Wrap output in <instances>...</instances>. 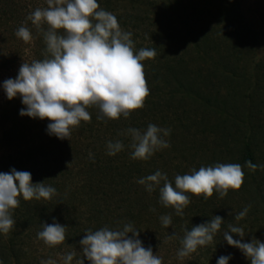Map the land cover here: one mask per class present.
Segmentation results:
<instances>
[{"label": "clouds", "instance_id": "obj_1", "mask_svg": "<svg viewBox=\"0 0 264 264\" xmlns=\"http://www.w3.org/2000/svg\"><path fill=\"white\" fill-rule=\"evenodd\" d=\"M27 19L43 35L47 55L42 60L23 63L15 78L0 85L9 100L21 98L25 106L20 110L21 116L48 119L51 121L47 125L48 134L63 140L70 139L73 128L79 127L82 121L91 122L89 108H98L97 119L104 121L128 119L133 111L145 106L150 88L143 62L155 58L157 52L154 48L137 51L133 33L123 30L118 17L102 8L98 0H47V7L35 9ZM43 25H47L46 30ZM16 36L25 43L33 40L31 29L26 25L18 28ZM171 132L170 128L149 124L144 130L129 127L121 134L131 137V159L148 161L158 151L171 147L166 139ZM124 150L121 140L107 143L109 156ZM89 156L94 162V154L90 152ZM246 166L253 171L264 169V165L251 161ZM244 178L242 165L217 163L176 175L174 184L161 170L136 182L150 194L159 189V202L183 216L191 203L188 193L203 195L204 199L217 193L222 199L229 190H240ZM56 195L55 187L44 182L34 183L28 171L12 168L8 173L0 172V234L7 235L16 225L13 210L20 206L21 197L25 201H40L52 200ZM250 209L248 205L235 219H244ZM160 220L165 228L172 226L171 215H163ZM223 222V217L215 215L205 223L192 226L191 230L185 226L178 258L183 260L212 244ZM67 228L54 218L52 224L43 223L37 238L54 248L65 242ZM85 233L79 241L83 257L76 264H85V259L90 264H163V258L154 254L151 246H144L140 230L132 223L115 228L105 225ZM233 234L239 238L235 239ZM246 235L243 227L229 225L223 239L239 249L251 264H264V242L255 238L244 242ZM76 255L75 251L67 252L60 260L63 264H73ZM232 259L231 254L222 255L217 264H229ZM41 264H58V261L50 257Z\"/></svg>", "mask_w": 264, "mask_h": 264}, {"label": "trees", "instance_id": "obj_2", "mask_svg": "<svg viewBox=\"0 0 264 264\" xmlns=\"http://www.w3.org/2000/svg\"><path fill=\"white\" fill-rule=\"evenodd\" d=\"M21 1L0 0V30L7 38L8 33L15 34L9 39L13 43V51L11 48L0 49V70L10 71L16 66L20 69L23 63L42 60L47 55L43 35L27 19L35 9L47 6L29 7L21 5ZM240 1L98 0L102 8L118 17L122 29L133 25L142 31L152 20L153 28L147 30L155 42L149 49L154 48L157 55L143 62L150 95L146 98L145 106L133 111L128 119L121 117L119 120L101 121L97 119L98 108H89L91 122L82 121L79 127L73 128L70 139L63 140L48 134L47 125L51 122L48 119L21 116L20 110L24 108L21 98L9 100L12 106L9 111L16 116H9L7 120L9 128L5 139L9 154L0 160V172L8 173L12 168L28 171L34 183L44 182L55 187L57 195L52 200L40 201L20 198V206L13 210L16 225L7 235L0 234L1 255L10 251L8 239L14 244L11 251L16 252L19 240L23 241L26 234L37 237L43 223L52 224L54 218L68 226L67 238L59 245L64 247L78 244L88 229L95 231L105 225L115 228L124 223L141 228L149 213L153 212L151 208L161 211L159 214L168 208L159 202V189L150 194L136 182L157 170L166 172L165 167L152 158L148 161L131 159V137L121 133L129 127L144 130L149 124H154L152 115L156 108L162 107L170 98L165 97V89L173 88L169 91L171 97L179 93H198L195 82H199L202 70H192L198 63L197 58L208 63L217 56L223 60L233 57L246 45H250L249 50H255L249 36H218V24L208 19L221 14L229 22L230 26L224 24L226 29L236 23L238 25L242 16ZM125 2L130 4L134 13L121 7ZM145 6H149L150 10L144 11ZM173 24L180 26L183 47L180 46L181 42L175 43ZM25 25L31 29L37 44L24 62L21 47L25 42L16 36V31ZM43 28L46 30L47 25H43ZM170 50L175 52L171 53ZM162 53L165 54L164 61L160 60ZM189 53L194 56L191 60L187 59ZM154 59L157 61L154 62ZM261 66L264 70V64ZM153 96L156 98L153 99ZM109 140L123 141L125 150L115 156L107 155ZM90 152L94 154V162L89 156ZM255 159L253 152L246 149L245 163L251 161L255 164ZM169 179L174 184V178Z\"/></svg>", "mask_w": 264, "mask_h": 264}, {"label": "rangeland", "instance_id": "obj_3", "mask_svg": "<svg viewBox=\"0 0 264 264\" xmlns=\"http://www.w3.org/2000/svg\"><path fill=\"white\" fill-rule=\"evenodd\" d=\"M240 3L242 16L238 25L236 23L226 29L230 25L221 14L208 19L218 24V36H249L255 50H249L250 45H246L233 57L223 60L217 56L208 63L197 58L198 63L192 70H202L199 82H195L198 93H179L171 97L169 91L173 88L165 89V97L170 98L162 107L156 108L152 116L154 124L172 130L171 136L166 138L171 147L158 151L152 160L165 167L166 172H170L169 178L174 180L176 175L189 174L193 168L199 170L202 166H214L217 163H238L243 166L244 184L240 190H229L228 195L222 199L217 193L208 199H204L203 195L198 197L188 193L191 203L184 210L183 216L176 215L170 207L162 214H159L161 211L150 212L145 224L137 229L140 230L144 246H151L153 253L163 258V264H217L220 256L229 254L233 256L229 264H251L239 249L228 245L223 239V233L229 230V225L245 229L247 235L244 242H251L253 238L264 242V169L253 171L244 161L246 149H249L255 155V164L264 165V70L261 69L264 64V0H241ZM21 5L47 6V0H24ZM121 7L134 13V9L126 2ZM143 9L150 10L149 6ZM152 24L150 20L147 28H153ZM147 28L141 31L129 25L128 29H123L133 33L132 39L137 51L149 48L155 42ZM172 29L175 43L181 42L180 46L183 47L180 26L173 24ZM7 35L9 38L0 30L2 51L11 48L13 44L9 39L15 34L10 32ZM34 38L24 43L25 47H21L24 55L22 61L31 56L35 49L37 41ZM10 50L13 51L12 48ZM170 52L174 53L175 50ZM163 55L159 57L161 61L166 60ZM192 58L194 56L189 53L187 59ZM18 72V66L10 71L0 70V85L9 78H15ZM8 102L6 93L0 87V160L9 154L5 139L9 128L7 120L9 116H16L10 112L12 106ZM248 205H251V209L247 216L237 221L236 215ZM163 215L172 216V226L169 228L162 225L160 217ZM215 215L223 217L224 222L213 243L180 260L177 252L182 247L185 226L191 230L192 226L205 223ZM233 236L239 238L235 234ZM24 237L23 241L19 240L16 244V252L11 251L14 244L10 239L7 240L10 251L7 250L9 252L6 255L0 254L3 264H41L42 260L50 257L56 259L58 264H63L60 256L71 251L77 253L73 264L83 257L80 243L50 248L35 235L28 237L26 234ZM85 264L90 262L85 259Z\"/></svg>", "mask_w": 264, "mask_h": 264}]
</instances>
